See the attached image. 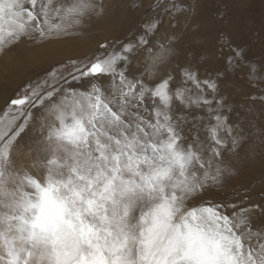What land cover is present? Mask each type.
Instances as JSON below:
<instances>
[{
    "label": "snow or ice",
    "instance_id": "6c2138e0",
    "mask_svg": "<svg viewBox=\"0 0 264 264\" xmlns=\"http://www.w3.org/2000/svg\"><path fill=\"white\" fill-rule=\"evenodd\" d=\"M155 9L133 38L57 62L11 100L0 132V264H264V207L209 198L247 139L219 82L244 68L250 82L264 80V63L221 35L226 67L202 77L181 59L182 35L165 28L186 6ZM104 14L103 0H0V56ZM34 111L47 130L46 175L21 178L14 141Z\"/></svg>",
    "mask_w": 264,
    "mask_h": 264
},
{
    "label": "rangeland",
    "instance_id": "374dc122",
    "mask_svg": "<svg viewBox=\"0 0 264 264\" xmlns=\"http://www.w3.org/2000/svg\"><path fill=\"white\" fill-rule=\"evenodd\" d=\"M157 2L103 0L105 14L72 28V34L39 46L25 41L0 56V132L7 130L6 122L11 119V115L4 113L16 111L10 106L11 100L22 93L29 82H36L57 62L85 61L101 51V44L133 38L140 21L157 14ZM176 3L186 6L187 10L178 13L173 20V24L178 23L176 28H168V18H165L167 34L182 35V47L178 49L181 59L197 65L202 77L226 67L218 55L217 45L223 42L221 35L234 46L244 48L248 60L258 65L264 63V0H176ZM189 52L193 55L189 56ZM200 54L205 55V60L200 59ZM141 63H148L147 57L140 62L133 59L131 70L135 72ZM219 83L220 94L226 97L225 111L231 106L232 120L239 118L247 139L240 158L232 162L235 173L226 175L223 186L209 193V198L216 196L229 201L246 198L248 205L264 207V80L250 82L248 69L244 68L234 74L229 72L227 81ZM41 120L40 113L34 111V117L14 141L12 170L21 178L46 175L48 157L39 146L47 130L41 126ZM25 187L30 185L25 184ZM255 216L259 225V208ZM3 239L0 236V247Z\"/></svg>",
    "mask_w": 264,
    "mask_h": 264
},
{
    "label": "bare ground",
    "instance_id": "6f19581e",
    "mask_svg": "<svg viewBox=\"0 0 264 264\" xmlns=\"http://www.w3.org/2000/svg\"><path fill=\"white\" fill-rule=\"evenodd\" d=\"M243 156H244V154H243ZM41 166V165H40Z\"/></svg>",
    "mask_w": 264,
    "mask_h": 264
}]
</instances>
